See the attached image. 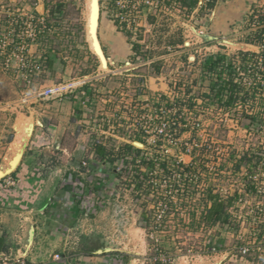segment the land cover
I'll return each mask as SVG.
<instances>
[{
    "label": "rangeland",
    "instance_id": "rangeland-1",
    "mask_svg": "<svg viewBox=\"0 0 264 264\" xmlns=\"http://www.w3.org/2000/svg\"><path fill=\"white\" fill-rule=\"evenodd\" d=\"M97 2L105 68L87 31L89 0L37 7L69 80L89 88L79 129L103 149L97 180L83 183L95 208L77 211L78 250L122 264H264V0ZM106 24L130 47L118 65L119 47L100 43ZM221 81L235 85L232 100L212 87ZM18 97L0 68V106L24 113ZM217 199L225 216L209 222Z\"/></svg>",
    "mask_w": 264,
    "mask_h": 264
},
{
    "label": "crops",
    "instance_id": "crops-1",
    "mask_svg": "<svg viewBox=\"0 0 264 264\" xmlns=\"http://www.w3.org/2000/svg\"><path fill=\"white\" fill-rule=\"evenodd\" d=\"M113 28L106 24L99 38L114 50L119 47L113 60L118 65L126 60L130 47L117 39ZM44 42L49 49L38 82L45 86L69 80L67 57L57 58L51 44ZM84 109L67 98L40 102L24 113L0 106V238L4 240L0 264L4 258L51 264L56 253L63 258L59 264H122L119 258H109L115 255L81 252L77 234L73 235L81 205L86 204L88 211L95 208L94 197L83 192V183L97 180L96 171L104 162L96 160L95 152H85L89 140L79 129L85 123ZM83 161L87 169L81 166ZM110 175L104 172V180L109 181ZM9 179L13 185L5 184Z\"/></svg>",
    "mask_w": 264,
    "mask_h": 264
},
{
    "label": "built area",
    "instance_id": "built-area-1",
    "mask_svg": "<svg viewBox=\"0 0 264 264\" xmlns=\"http://www.w3.org/2000/svg\"><path fill=\"white\" fill-rule=\"evenodd\" d=\"M38 6L39 0H34L26 10H5L3 6L0 7V68L16 85L19 96L17 107L25 111L40 102L61 98L73 99L85 106L90 100L85 80L72 79L45 86L38 82L48 51L44 39L52 30L46 20V17H49L48 11L41 13L37 10ZM54 16L59 18L57 14ZM139 81L143 84L144 79L140 77ZM142 92L143 86L140 85L138 95ZM100 144L101 141L96 137L89 147ZM81 166L86 169L87 161H83ZM5 184L13 185L14 181L9 179ZM61 261L63 258L59 253L51 258V264H59ZM3 264L25 262L22 259L4 258Z\"/></svg>",
    "mask_w": 264,
    "mask_h": 264
},
{
    "label": "trees",
    "instance_id": "trees-1",
    "mask_svg": "<svg viewBox=\"0 0 264 264\" xmlns=\"http://www.w3.org/2000/svg\"><path fill=\"white\" fill-rule=\"evenodd\" d=\"M181 1L184 6H189L191 4V0H181ZM215 60L219 62L221 59H214L212 62H208L209 69H211L213 65L217 63ZM212 87L220 93H223V94L228 93L230 100L233 99L232 92L234 90L235 85L231 84V82H226V81L216 82V84H214V86ZM94 152L97 155L102 154L103 149L101 148V146H95ZM210 199H212V197ZM224 208L225 207H224L223 201L217 199L214 202H212L206 214L207 221L209 222H212V221L216 222L218 220L220 221V217L225 216ZM3 247H4V240L0 238V250H2Z\"/></svg>",
    "mask_w": 264,
    "mask_h": 264
},
{
    "label": "bare ground",
    "instance_id": "bare-ground-1",
    "mask_svg": "<svg viewBox=\"0 0 264 264\" xmlns=\"http://www.w3.org/2000/svg\"><path fill=\"white\" fill-rule=\"evenodd\" d=\"M98 0H89V9H88V22H87V31L89 33V38L91 43L93 44V49L95 53L99 56L102 67H106V62L104 60L103 54L101 53V47L96 42V31L98 28V19H99V7H98ZM31 132L30 127L27 129V134L29 135ZM19 156L15 159L14 164L17 163ZM3 173L0 172V177Z\"/></svg>",
    "mask_w": 264,
    "mask_h": 264
}]
</instances>
